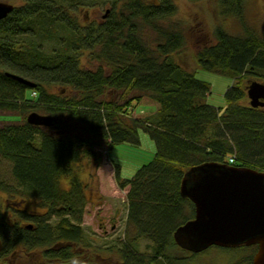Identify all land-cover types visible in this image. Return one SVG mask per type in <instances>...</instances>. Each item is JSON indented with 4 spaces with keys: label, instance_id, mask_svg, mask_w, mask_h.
<instances>
[{
    "label": "trees",
    "instance_id": "trees-1",
    "mask_svg": "<svg viewBox=\"0 0 264 264\" xmlns=\"http://www.w3.org/2000/svg\"><path fill=\"white\" fill-rule=\"evenodd\" d=\"M87 2L22 0L0 20V110L22 114L19 122L0 126V164L11 163L19 195L11 201L0 197V264H155L159 259L177 264L182 258L171 251L181 248L173 232L193 216V208L186 209L190 200L179 193L184 172L202 162L228 163L229 154L235 156L232 165L264 170V107H252L246 93L247 81L264 84V35L244 23L243 0H220L223 13L234 15L242 32L217 27L215 41L195 54L200 69L232 79L225 104L218 107L206 100L209 82L174 57L185 39L171 20L172 0H104L109 12L98 22L87 19L84 10L79 19ZM85 54L99 62L95 70L82 66ZM48 84L68 85L76 93L49 92ZM29 88L36 93L33 99L26 95ZM109 88L141 94L118 103L103 97ZM142 97L154 105V114L128 120L117 115ZM39 108L53 118L52 126L26 122ZM69 120L84 123L109 149L140 144V130L154 141L151 160L129 178L112 161L117 186H128L126 238L114 253L116 261L83 242L85 187L72 175L73 164L94 155L97 143L71 133ZM62 177L70 178L67 188ZM26 199H35L39 208L18 205ZM141 238L151 241V254L135 249ZM256 247L244 246L253 252ZM252 254L242 264H250Z\"/></svg>",
    "mask_w": 264,
    "mask_h": 264
},
{
    "label": "rangeland",
    "instance_id": "rangeland-1",
    "mask_svg": "<svg viewBox=\"0 0 264 264\" xmlns=\"http://www.w3.org/2000/svg\"><path fill=\"white\" fill-rule=\"evenodd\" d=\"M0 1L9 2L14 6L22 4V0ZM146 1L158 2V0ZM172 2L176 10L171 20L175 23V27L181 30L185 39L184 47L175 53L174 57L183 67L195 71L197 78L209 82L210 91L207 93V102L214 106L223 107L225 104L223 95L232 79L228 76L200 69L195 54L205 44L215 41L214 30L217 27L228 33L236 34L242 32V24L234 15L223 13L220 0H172ZM242 6L244 23L255 29L259 34L264 35V0H243ZM109 7V4L104 0H88L82 11L78 13L79 19L82 18L81 14L85 11L87 19L101 21L105 9ZM44 49L48 50L49 44H46ZM81 60L82 66L91 70H95L99 64L97 61H89L87 54ZM249 82L247 81V84ZM46 87L49 92L53 93L66 95L76 93L68 85L48 84ZM139 94L141 93L136 90L109 88L103 97L107 100L111 99L122 103ZM26 95L33 99L30 88L27 89ZM149 103L150 101L146 97H142L140 100H132L127 112L116 111V113L125 120L133 117L150 116L155 113V107ZM34 111L40 114H48L43 108ZM21 117L22 114L18 111L0 110V126L7 123H17ZM62 119L65 120V118ZM68 123V129L71 133L86 139L91 138L97 143L93 146L94 155L83 156L73 164L72 175L77 177L85 187V205L81 222L83 242L91 250L97 248L102 255L116 261L117 256L114 253L117 248L123 245L126 238V192L128 186L120 189L114 177H111L110 172L103 168L101 173L99 166H101L103 159L108 161L109 164L112 160L120 165L121 176L129 178L142 164L151 160L155 152L154 141L146 132L140 130V144L119 143L109 149L106 139L90 136L84 123L76 120H69ZM0 186L12 191L11 194H7L0 189L1 200L11 201L18 198L19 195L14 193L18 186L11 173V163L6 159H2L0 164ZM18 205L30 209L39 208L35 199H26ZM134 247L139 253H152V244L148 239L141 238L137 240ZM171 252L173 253L171 256L176 255L179 259L182 258V260L176 261L177 264H242L253 251L244 248V246L235 248L210 246L197 253L185 252L179 248H173ZM155 264H164V261L159 259V262Z\"/></svg>",
    "mask_w": 264,
    "mask_h": 264
},
{
    "label": "water",
    "instance_id": "water-1",
    "mask_svg": "<svg viewBox=\"0 0 264 264\" xmlns=\"http://www.w3.org/2000/svg\"><path fill=\"white\" fill-rule=\"evenodd\" d=\"M13 8V4L0 1V20ZM108 12L106 8L103 18ZM7 74L34 86L28 79ZM246 93L252 107H264L263 83L250 81ZM26 122L50 127L54 121L49 114L31 111ZM179 193L193 203L194 215L174 230L173 240L178 247L197 253L210 246L256 245L250 264H264V170L202 162L184 172Z\"/></svg>",
    "mask_w": 264,
    "mask_h": 264
},
{
    "label": "crops",
    "instance_id": "crops-1",
    "mask_svg": "<svg viewBox=\"0 0 264 264\" xmlns=\"http://www.w3.org/2000/svg\"><path fill=\"white\" fill-rule=\"evenodd\" d=\"M110 164L112 165V167H111ZM110 164L108 163V161H106L105 159H103L102 162H101V166H99V169H100L101 173H102L103 168L105 170H108L110 172V174L112 175V176L111 175L110 176L113 178L114 177V167H113V164H112V160H111V163Z\"/></svg>",
    "mask_w": 264,
    "mask_h": 264
},
{
    "label": "clouds",
    "instance_id": "clouds-1",
    "mask_svg": "<svg viewBox=\"0 0 264 264\" xmlns=\"http://www.w3.org/2000/svg\"><path fill=\"white\" fill-rule=\"evenodd\" d=\"M70 178L69 177H63V178H61V183H62V186L63 187H68V180H69ZM72 264H77V261L76 260H73L72 261Z\"/></svg>",
    "mask_w": 264,
    "mask_h": 264
},
{
    "label": "flooded vegetation",
    "instance_id": "flooded-vegetation-1",
    "mask_svg": "<svg viewBox=\"0 0 264 264\" xmlns=\"http://www.w3.org/2000/svg\"><path fill=\"white\" fill-rule=\"evenodd\" d=\"M191 208H193V213H194V205H193V203L190 201V204L188 203V204L186 205V209H187V210H191Z\"/></svg>",
    "mask_w": 264,
    "mask_h": 264
},
{
    "label": "built area",
    "instance_id": "built-area-1",
    "mask_svg": "<svg viewBox=\"0 0 264 264\" xmlns=\"http://www.w3.org/2000/svg\"><path fill=\"white\" fill-rule=\"evenodd\" d=\"M234 158L232 156L229 157V162H233Z\"/></svg>",
    "mask_w": 264,
    "mask_h": 264
}]
</instances>
